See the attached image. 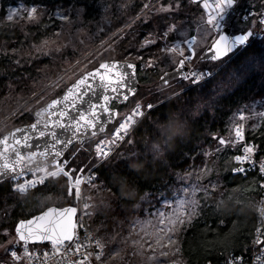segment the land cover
<instances>
[{
  "label": "trees",
  "instance_id": "1",
  "mask_svg": "<svg viewBox=\"0 0 264 264\" xmlns=\"http://www.w3.org/2000/svg\"><path fill=\"white\" fill-rule=\"evenodd\" d=\"M13 9V19L8 20ZM31 9H35L32 18L28 15ZM235 12L238 19L231 26L233 34L251 27L253 21L260 26L264 0H239ZM202 17L199 4L190 0H179V7L176 0H0V121L47 84L56 87L58 81L94 59L98 52L101 59L90 70L100 62L134 64L140 88L131 100L154 105L130 137L91 171L93 182L86 186L87 204H94L86 218L87 228L105 245L106 254L117 250L121 256L114 260L109 259L111 253L106 255L105 260L111 264L138 263L127 247L140 235H135V226L156 222L162 205H174L183 190L195 201L190 207L186 203L183 220L175 229L178 252L185 264H226L234 257L246 259L251 252L262 194L256 165L264 159V34L221 60L227 61L223 66L221 61L203 63L216 71L204 82L192 86L175 80L170 83L172 88L160 87V77L173 67H165L159 52L184 41L168 28H177L185 21L191 37ZM70 26L72 31L87 30V36L91 33L85 46L62 43L58 52H41L45 42L57 43L58 36ZM150 36L154 37L146 41L153 44H143ZM100 44L104 45L85 58ZM107 47L115 50L114 55L107 53L111 52ZM151 60L155 64H150ZM131 100L111 107L121 115L129 111ZM24 110L9 120L28 123L33 118L27 114L29 118L24 120ZM238 114L245 117L243 140L256 149L252 154L255 164H244L243 174L233 171L240 165L234 157L244 153L241 145L235 144L233 133L239 125ZM119 119L107 127L106 133ZM220 139L226 143L221 144ZM154 145L158 152L152 151ZM76 147L65 155L69 157ZM133 153L136 163L129 167L127 161ZM11 186L10 180L0 182V243L9 238L1 232L5 228L15 239L14 226L32 216L25 213L33 207L36 196L41 201L66 191L62 180L47 181L35 192L37 195L28 193L18 199ZM150 231L143 235L155 234L156 229Z\"/></svg>",
  "mask_w": 264,
  "mask_h": 264
},
{
  "label": "rangeland",
  "instance_id": "2",
  "mask_svg": "<svg viewBox=\"0 0 264 264\" xmlns=\"http://www.w3.org/2000/svg\"><path fill=\"white\" fill-rule=\"evenodd\" d=\"M217 2H218V0H205L201 3H199V7L203 11V17L199 19L200 21L198 23H196L195 27H194V32H195L194 37L196 39L194 41H191V47H192V50L195 54L191 55L190 60H186L189 63L190 71L192 72V74L193 73H199V74H202V76H203V75H205L206 71H209L210 75H212L213 72H216L214 70H210L209 68H207L209 66L206 64H203L205 62H199V58L202 56L204 51H206L210 47V45L213 43V40L217 38L216 32L218 30L213 28L211 25H209L207 23L209 15H214L216 12L215 5ZM238 2H239V0H236V3L233 5V7L227 11L225 18L222 21V28L219 31H221L223 28L229 27L231 30V33H232L233 28L231 26H233L234 22L237 21V19H238L237 13L235 12V7L238 6ZM207 5L210 6V9L207 8ZM168 9H169V7L163 8L162 11L166 12ZM159 10L160 9H158V11ZM30 11H32V9ZM14 14H15V10L13 9L9 13L8 20H12L13 19L12 16ZM9 17H12V18L9 19ZM30 18H32V15L30 16ZM231 20H233V21H231ZM235 26H237V25H235ZM251 27L254 29L260 28V26L255 25V23H253L251 25ZM72 28L73 27H71V26L66 28V30L64 32H62L61 35H59V33L56 34L57 36L59 35L58 39H57V41H58L57 43L52 42L49 44V43L45 42L44 43L45 45L42 47L41 52L43 54H46V55L50 54L53 51L58 52L62 43L64 46L67 45L68 43H71V42L80 43V44H78L79 47L85 46L86 45L85 40L87 39V37L90 36L91 33L90 34L88 33V36H87L86 35L87 30L75 32V31H72ZM123 28H125V27H123ZM123 28H121L120 30L115 32L114 36L117 35L121 30H123ZM171 33H175L177 35V39H182L184 41L189 40V38H190V37H188L189 30L186 27L185 21L182 22V24L179 27H177V28L175 27V30L171 31ZM235 34H237V33H235ZM262 34H264V32L257 31L251 37V39H253V37H255L257 35H258V37H261ZM231 35H233V33ZM151 37L153 38L154 36H150L147 39H144L142 43L146 44L145 43L146 40H149ZM191 37H193V36H191ZM251 39H250V41H251ZM184 41L181 42L179 40L176 43H174V45L183 47L184 52H185V56H187V55H190L189 44L184 43ZM150 44H153V43H150ZM70 45H73V44H70ZM103 45L104 44H100L99 46L94 48L93 51H91L89 54H87L85 56V58L87 56H89L90 54H92L93 52H96L97 50H99ZM171 47H173V46H169V48H171ZM107 49L109 51H111V52H107L109 55H114L113 53L115 50L112 51L111 47H107ZM167 49H163L162 52L161 51L159 52L160 53L159 59L162 63L165 64V67L170 68V66H172L174 69L177 67L179 60L183 59V57H180L176 53L168 52ZM237 55H238V53L235 54V56H237ZM134 57H137V56L134 55ZM132 58L127 57V59H132ZM231 58L232 57H230V59ZM100 59H101V52H98V53H96L94 59H92L91 61H89L87 63L80 65L78 68L73 70L70 74H68L61 81H58V79H57L58 82L56 84V87H54V86L51 87L52 83L47 84V87H44L42 90L39 91V93H37L36 95L35 94L32 95L25 103H23L22 105L17 107L13 112L6 114L3 117V119H1V121H0V125L5 123L3 125V127L0 128V137L4 134L8 133L11 130L31 125L34 122V119L28 120V123H26V124L24 123V121L23 122H17L15 120H9V119L12 116H14L15 114H18L23 109H25V110L23 111L22 115H26L25 117H23L24 120H27L30 115H31V118H33V114L36 111V109L43 107L44 106L43 104L45 102L48 103L50 101V99L58 96V93L61 90H63V88H65L67 85L72 84L74 81H76L81 74H84L86 72L91 71L92 69L90 70V67L93 64L98 63L100 61ZM227 60H229V59H227ZM186 61H185L184 65L187 68V62ZM226 62L221 61L220 65L223 66L226 64ZM199 63H201V64H199ZM150 64H155V62L151 60ZM160 71L163 73L164 70L162 69V67H160ZM61 77H62V75H61ZM180 81H182V80H180ZM182 82L186 83L185 81H182ZM168 86L172 88V86L170 84ZM164 88H166V87H164ZM130 100H128V101H130ZM137 102H139V104L142 106V109L144 112V115H143L142 119L140 120V122H141L142 120L145 119L146 113L149 111V109L146 107H143L145 105V103H143V101H139L137 99V100H131V102H129V104L131 103V106L130 105L128 106L129 111L132 110V108H134L136 106ZM6 111H7V108L4 109L2 114L6 113ZM128 112L123 113L121 115L118 113L117 119H119V117L120 118L123 117ZM27 114L29 116H27ZM238 117H239V121H238L239 125L238 126H240L241 131L243 133L245 117L240 116L239 114H238ZM132 128L129 130L128 134H123L121 131V132H119L118 136H117V133H118L117 130L119 129V127H117L116 129H112V131H110V133L107 132V133H104L100 136L93 138L92 142L89 144H83V145L77 146L74 149V151L70 154L69 157H67L65 155L64 159L60 160L59 163L61 165H63L66 170L69 171V176L71 177L72 193L69 194L68 189H69L70 181H69L68 177H65L62 173L57 175V176H54V177L53 176H47L48 177L47 181L62 180V182H64V186H66L65 194L63 193V194H61V196L60 195L46 196V198L42 199L41 201L36 200V199H38V197L36 196L35 197L36 199L32 204L33 207H30V209H28L26 211V213H25L26 216L27 215L33 216L34 214H37V213L41 212L42 210H44L45 208L50 207V206L62 208L60 206L62 204H65V203L70 204L71 206H74L75 204L76 205L81 204V205H84V208H86V209H88V207H93V205H94L93 203H91V204L88 203L87 206L85 205L86 199H85L84 194L86 192L88 194L89 189H87L88 187L86 188V186H90V184L93 182V180H91V179H93V175H92L91 171L96 169L97 166L101 165V163H100L101 161L99 159L102 158L103 156H100V157L97 156V146L99 145L100 151H102V152L107 151L110 155L112 153V151L115 150L113 148L114 146L118 147L119 144L121 143V141L125 137H126L125 139H128V137H130V135L132 134V132L135 129L134 128L132 130ZM236 128L237 127H235L233 130L234 134L236 132ZM235 138H237L236 135H235ZM90 144H92V145L90 146ZM235 144L241 145V149L243 148V150L246 146V142L243 139H239V138L236 139ZM89 147H91L90 148L91 151L89 150ZM82 152H84L85 154L84 155L78 154V153H82ZM244 154L245 153H243L242 155H244ZM252 154L250 155V158L248 160H245L243 162H238V163L242 164V165H244L246 163H250L251 165H254L255 161L253 160ZM105 158H107V157H104V159ZM87 159H89V160L86 163ZM262 163H264V159L260 163H258L256 166L261 167ZM54 168L55 167H51L49 170L53 171ZM33 173H35V172H33ZM77 177L80 179L79 195L78 196L76 195V191H75L76 188L74 186V185H76L75 180ZM45 184L46 183H43L42 185H38V186L34 185L31 188H33L35 191H32V192L29 191L28 193H30V195H32V196L37 195L35 192H38L37 190L40 191L41 189H38V188H40L41 186H43ZM12 188H13V185H12ZM25 195H27V193L26 194H18V196H19L18 199H22L23 196H25ZM181 195H183V196L182 197L180 196V197L175 199L174 205H172L169 202H165L162 205L161 209L158 211V213L156 215V222H153L152 224H150V223H138L135 226V232H136L135 235L136 234H140V235L138 236V238L136 236L132 240V242H130L127 245V247L129 250V252H128L129 255H134L137 258L136 259L138 261L137 264H185L182 261L180 254L178 252L179 243H178V237H176V233H175L176 227L179 228L181 222L175 223V221L177 220V217H179L180 221H182L183 216L185 214L186 203L190 207V205H194L193 202H195V201L193 199L192 194L190 192H187V190H183ZM260 197H261V194H260L259 198ZM259 208H260V206H259ZM86 221H87V219H86ZM161 221H163V222H161ZM155 229H156L155 234L151 233L150 235H143V232H151L150 230L154 231ZM8 231H9V228H5V229L1 230V232L3 234H8L9 238L0 243V264H32L33 260H35L36 257L39 258V255L44 256V257L49 255L48 248L46 249L44 247H35V248L31 249V248L25 247L23 244H19V243L17 244V242H15V239L13 238L11 233H8ZM13 233H14V229H13ZM95 241L98 242L97 240H95ZM9 242H11V243H9ZM98 243H100L99 245H100V248L102 250L101 257L99 260V262L101 264H111L109 262V259L115 260V259H118L121 257L120 254H117V250H114L112 253L110 252L111 255L109 256L108 261L105 260L106 255H109L110 253L106 254L107 252H106L105 245L102 242H98ZM10 251H16L17 256L19 257V259H17L18 261H16L15 259H13L11 257ZM98 254L100 256V253H98Z\"/></svg>",
  "mask_w": 264,
  "mask_h": 264
},
{
  "label": "snow or ice",
  "instance_id": "3",
  "mask_svg": "<svg viewBox=\"0 0 264 264\" xmlns=\"http://www.w3.org/2000/svg\"><path fill=\"white\" fill-rule=\"evenodd\" d=\"M193 2H195V0H193ZM236 3V0H218V2L215 5V9L216 12L214 15H209L207 23L209 25H211L213 28L217 29L218 31L216 32V36L217 38L213 40V43L210 45L209 47V51L212 52L213 54L211 55V60L212 61H219L221 60L222 57H225L228 53L232 52L233 49L237 48V46H243L245 45L246 42L249 41V38L252 37L257 31H261L264 32V18L259 19L258 24L260 25L259 29H254L252 27H247L246 30H241L239 34H233V35H226L223 31H219L222 28V21L225 18V15L227 14V11L229 9H231L233 7V5ZM206 6V5H205ZM147 7V6H145ZM176 7H179V0H176ZM35 12V9H33L32 11H30L28 13L29 16L32 15V13ZM262 17H264V14H261ZM12 17H9V19H11ZM251 18V14H249L248 16H245V21L247 22L249 19ZM253 23H256V21H253ZM175 30V26H170L168 28V32L174 31ZM165 35H167V32L165 33ZM196 38L190 37L189 40L184 41V43L189 44V52L190 55L185 56V52L183 47L177 46V45H173V47L168 48L167 51L168 52H172V53H176L177 55H179L180 57H183V59L179 60V65L183 66L185 64L186 60H190L191 59V55L195 54L192 50L191 47V41H194ZM153 41H146V43H151ZM117 65L115 63H108V62H103L99 64V68H97L96 70L92 71V72H86L84 74L81 75V77L79 79H77L75 81L74 84L71 85L70 88H68V90L65 92L63 99L65 101H68L70 97H72L75 93H78L80 91H87L90 90L92 85L89 84V78H98L99 81L101 82V87L104 89L105 92H108L109 89L112 92H118L121 89H125L126 91L123 93V98L125 100L128 99L129 95H133L135 92V88L132 84V80L134 77V72L133 73H129L126 71H120V72H116ZM127 69H134V65L132 64H127L126 65ZM103 70V71H101ZM184 79H188L190 80V83H196L198 81H200L202 79V74L199 73H193L191 76V79L189 78V76L187 74H185L183 76ZM162 83H164L165 85H167L168 81L167 79H162ZM102 99L107 102L109 100V96L108 95H103ZM58 101L57 100H52L51 103L47 106L49 109H52L54 105H57ZM92 109L91 114L89 115L86 112H81L79 114V120H72V124L75 126L76 131L79 132L81 127H95L94 121L96 119V105H91L90 106ZM143 107L148 108L149 110L154 108V105L149 103L147 105H144ZM103 110L105 112H109L110 109L107 106H103ZM51 115H55V111L53 110L51 113ZM40 113H37V116H39ZM59 115L61 117H64L66 115V113L61 110V112L59 113ZM133 115L135 116H140L142 115V106L139 104V102H137L136 107L133 109ZM132 120V116H128L126 118V122L125 123H121L119 126V129L117 130L118 132L120 130H126L129 126V123H131ZM82 122V123H81ZM54 123L56 124H60V121H54ZM63 126V125H61ZM32 128H35L36 125L33 124L31 126ZM17 132H20V129L16 130ZM41 136L44 135L43 132L39 133ZM12 135V134H9ZM235 135L237 138L239 139H243V133L241 131L240 126H237L236 128V132ZM27 140V134L25 133V141ZM14 142L16 144H20L21 141L19 139H15ZM69 143H71V141H68ZM56 143H61L60 140H56ZM129 143H131V141H129ZM220 143L221 144H225L226 141L223 139H220ZM0 144L4 145L5 148H8V137L5 136L2 139H0ZM25 146L26 143H25ZM147 147V145H146ZM53 150L55 153V156H60L61 152L56 151L54 146H53ZM255 146L254 145H246L244 148V155H237L234 157V159L237 162H243L245 160H248L250 158V155L255 151ZM153 152H158V147L157 146H153L152 148ZM48 153L47 151L45 152H41L40 156H46ZM37 156L36 152H29L27 154V156H24L20 153V151H16V161L14 164H9V163H5L3 165V170H7V171H12L15 172L16 167L21 165V162L24 160H27L28 163H32V159L35 158ZM97 156H103V157H108L109 153L107 151H100L99 149V145L97 146ZM135 156L136 154L133 153L132 154V158L128 159V165L129 167H131V165H133L134 163H136L135 160ZM54 159V157H53ZM37 170L44 172L45 168L41 167V166H37ZM233 171H237V172H243L245 171L244 168H233ZM260 171L262 173H264V163L261 164L260 167ZM63 174L65 177L69 178V194L72 193V186H71V177L69 176V171L66 170L64 168L63 165H61L60 163H57L54 170L51 172H48L47 175L48 176H57L59 174ZM43 177H39L33 181H26L23 184H17L16 185V190L19 191L20 193H24L27 191L28 187L32 186L35 183H43ZM75 184H76V195H79V184H80V179L77 177L75 180ZM195 203V202H193ZM194 210V209H193ZM54 210L52 208H49L47 210V212L42 213L41 216L39 217H33L31 220H22L19 222V224L16 225V237L19 239V241H23L25 244H27V242L29 240H34V241H38V240H49L52 242L54 248L57 249V251L59 250V246L62 243V241L64 240H72V233L68 231V228L65 227L63 229H61L59 232H57L56 229H53L50 227L49 225H45L44 221L45 218L49 216L50 213H52ZM58 211H60L62 214H64L65 216H70L72 213H75L76 209L75 208H66V209H59ZM35 221H39V223L36 224L35 229L32 227L33 223ZM163 222V221H161ZM182 221H180L179 217H177V220L175 221V223H180ZM26 226V227H25ZM69 226H70V221H69ZM257 232H260V229H257ZM147 234V233H146ZM262 237H264V234H262V236H258L256 238V240L254 241L255 244H261L262 243ZM11 243V242H9ZM80 247L79 244H77V249ZM97 247H100L99 243L97 242ZM262 251H264V249H262ZM11 256L13 259H19V257L17 256V253L15 251H13L11 253ZM97 259L100 258L99 254H97ZM85 259H87V256L85 257ZM75 264V262H74ZM226 264H243V260L241 257H234L232 260H229L226 262Z\"/></svg>",
  "mask_w": 264,
  "mask_h": 264
},
{
  "label": "water",
  "instance_id": "4",
  "mask_svg": "<svg viewBox=\"0 0 264 264\" xmlns=\"http://www.w3.org/2000/svg\"><path fill=\"white\" fill-rule=\"evenodd\" d=\"M190 1L193 4H199L205 0H195V2H193V0ZM221 31H223L226 35H231V30L229 27L223 28ZM242 47L243 46H237V48L233 49L232 52L228 53L225 57H222L221 60L233 54ZM212 54L213 53L210 52L208 48L199 58V62H218L211 60ZM108 63H115L117 65L115 69L116 72H120V71H126L129 73L134 72V77L133 80L131 81L135 88L134 94L129 95L128 99L125 100L123 98V93L126 91L125 89H121L118 92H112L109 89L108 92H105L104 89L101 87V82L99 81V79L98 78L93 79L90 77L88 81L89 84L92 85L90 90L80 91L78 93H75L72 97L69 98L68 101H65L63 99L64 94L68 90V88H70L71 85L75 83L74 81L63 91V93L59 97L52 99L58 101L57 105H54L52 109H49L47 107L52 100L46 103L43 107L36 109V111L33 114L34 122L31 125L17 128L21 130L20 132H17L16 131L17 129H14L0 137V139H2L5 136L8 137L7 149L5 148L4 145L0 144V182L5 180L18 179L22 176L31 174L37 171L38 165L41 167H48L58 163L61 159H63L66 152L73 145L75 144L81 145L85 141L91 140L97 136L104 134L106 132L107 127L115 123L118 113L116 109H112L111 107L112 104L116 103L120 105H125L128 102V100H130L136 94L140 86L137 80V68L134 64L130 62H119V61H109ZM127 64L134 65V69H127L126 67ZM97 68H99V65L95 69L89 72H92ZM185 72H186L185 65L180 66L178 63L176 68H174L172 71L164 73L160 77L158 85L160 87H167L171 82L175 80H181L185 75ZM162 79H167L168 81L167 85L162 83ZM103 95L109 96V100L107 102H105L102 99ZM91 105L97 106L96 119L94 121L95 127H86V126L81 127L80 131L77 132L75 126L72 124V120L75 119L78 121L79 114L82 111L90 115L92 112V109L90 107ZM103 106H107L110 109V111L105 112L103 110ZM53 110L56 113L55 115L50 114ZM61 110H63L66 113L64 117H61L59 115ZM38 112L40 113L39 116H37ZM54 121H60V124H56L54 123ZM33 124L36 125L35 128L31 127ZM40 132H43L44 135L41 136L39 134ZM25 133L27 134L26 141H25ZM15 139H19L21 143L16 144L14 142ZM57 139L60 140L61 143H56ZM69 140L71 141V143L68 142ZM25 143L27 146H25ZM53 146L56 151L61 152L60 156H55ZM16 151H20V153L24 156H27L29 152H36L37 156L32 159V163H28L27 160L22 161L21 165L16 167L15 172L3 170V165L5 163H9V164L15 163ZM45 151H47L48 154L46 156H40V153ZM49 208H52L54 211L50 213L48 217L45 218L44 221L45 225L50 224V227L56 229L57 232L67 227L68 231L71 232L73 236L76 211L75 213H72L70 216H65L60 211H58L59 209L75 208L72 206H66L63 208L50 206L45 208L41 212L31 216L30 218L24 220H31L33 217H39L42 215V213L47 212ZM20 221H18L16 225L19 224ZM69 221H70V226H69ZM37 223H39V221H35L33 223L32 227L34 229ZM16 225L14 227V236L19 241V239L16 237ZM70 241L71 240H64L62 241L61 244ZM27 243L34 245H42L52 242L49 240H38V241L29 240ZM69 264H74V262H70Z\"/></svg>",
  "mask_w": 264,
  "mask_h": 264
},
{
  "label": "built area",
  "instance_id": "5",
  "mask_svg": "<svg viewBox=\"0 0 264 264\" xmlns=\"http://www.w3.org/2000/svg\"><path fill=\"white\" fill-rule=\"evenodd\" d=\"M257 37H258V35L253 37V39H251L250 42L243 45V47L240 50L244 49L249 44H251L253 42V40H255ZM185 74H187L189 76V78L191 79L192 72L190 71V66H189L188 62H187V68H186ZM210 76H211L210 72L206 71L205 75L202 76V79L196 83H190V80L184 79V78H182V81H185L186 84L193 86V85H197V84L202 83L203 81H205ZM134 108H132V110H130L127 114H125L121 118V120L118 122V124L116 125V127L114 129L119 127L121 123H125L126 118L130 115L132 116V120H131V123H129L128 128L126 130H120L119 132L122 131L123 134H128L129 130L132 127H133L132 130H133L137 126V124L142 119L144 112L142 109V115L135 116V115H133V109ZM119 132L117 133V136H118ZM113 148L116 149L117 147L114 146ZM114 151H112V153L109 156H111ZM107 158H105V159H107ZM105 159H104V157H102L99 160L102 162ZM56 164H54L50 167H44L45 168L44 172L36 171L35 173H32L30 177L28 175V176L21 177L20 179H17V180H12L13 181V187H14L15 191L20 193L19 191L16 190L17 184H23L26 181H33L39 177H43V181L45 182L48 178L47 173L51 172L49 169L51 167H55ZM244 166L245 165L240 164V165H238V168H244L245 169ZM258 168H259V173L261 174V178H262L260 183H259L260 184L259 187H260L262 194H261V197L259 198V203H258V209H257V225L258 226L254 231V241L256 240V238L258 236H262V234H264V173H262L260 171V167H258ZM235 172H237V171H235ZM244 172L245 171L237 172V173L243 174ZM43 183L33 184L32 186L28 187L27 191L24 193H27L29 190L33 189L31 187H33L34 185L38 186V185H42ZM74 186H75V188L77 187L76 185H74ZM85 202H86L85 205L87 206V201L85 200ZM259 206H260V208H259ZM90 208L91 207H88V209H86V208H84V205H81V204L76 205L77 211H76L74 232H73L72 240L70 242H66V243L61 244L59 246L58 251L56 248H54L52 243H46V244H42V245H34V244H28V243L25 244L24 242H19V244H23L25 247H28L31 249L35 248V247H44L46 249L48 248L49 255H47L45 257L39 255V258L36 257V259L33 260L32 264H69L70 262H75L78 264H101L99 262L100 258L97 259L96 257H97L98 253H100V257H101L102 250L100 247H97V242L92 238L90 232L88 231L87 224H86V218L91 214ZM257 229H260L259 233L257 232ZM254 241L252 244L251 252L248 255V258L242 259L243 264H264V251H262V249H264V237H262V243L261 244H255ZM77 244L80 245V247L78 249H77ZM12 252L13 251H10V254ZM86 256H87V259H85ZM15 260L18 261L17 259H15Z\"/></svg>",
  "mask_w": 264,
  "mask_h": 264
},
{
  "label": "flooded vegetation",
  "instance_id": "6",
  "mask_svg": "<svg viewBox=\"0 0 264 264\" xmlns=\"http://www.w3.org/2000/svg\"><path fill=\"white\" fill-rule=\"evenodd\" d=\"M117 113H118V111H117ZM116 121H117V119H116ZM116 121H115V122H116ZM119 121H120V119L118 120V122H119ZM118 122L116 123V125L118 124ZM116 125L114 126V128L116 127ZM114 128H113V129H114ZM106 130H107V129H106ZM111 131H112V130H111ZM105 133H106V132H105ZM109 133H110V132H109ZM91 140H92V139H91ZM88 141H89V140H88ZM85 142H86V141H85ZM83 143H84V142H83ZM83 143H82L81 145H83ZM75 145H77V144H75ZM73 146H74V145H73ZM73 146H72V147H73ZM77 146H80V145H77ZM72 147H71V148H72ZM71 148H70V149H71ZM66 153H67V152H66ZM63 159H64V158H63ZM63 159H62V160H63ZM31 174H32V173H31ZM31 174H28L29 177L31 176ZM28 175H25V176H28ZM22 177H24V176H22ZM20 178H21V177H20ZM20 178H18V179H20ZM15 180H17V179H15ZM46 182H47V181H45L44 183H46ZM12 185H13V184H12ZM11 189H12V191H13L14 193H17V192L15 191L14 187L12 188V186H11ZM29 191H34V189L29 190ZM29 191H28V192H29ZM28 192H27V193H28ZM69 206H71V205H69ZM72 207H75V208H76V205H74V206H72ZM62 208H63V207H62ZM76 211H77V210H76ZM15 239H16V238H15ZM16 242L19 243L20 241H18V240L16 239Z\"/></svg>",
  "mask_w": 264,
  "mask_h": 264
},
{
  "label": "clouds",
  "instance_id": "7",
  "mask_svg": "<svg viewBox=\"0 0 264 264\" xmlns=\"http://www.w3.org/2000/svg\"><path fill=\"white\" fill-rule=\"evenodd\" d=\"M239 50V49H238ZM235 53V52H234ZM182 80V79H181ZM122 118V117H121ZM121 118H120V120H121ZM65 156V155H64ZM64 158V157H63ZM62 160V159H61ZM48 167H50V166H48ZM38 171V170H37ZM36 172V171H35ZM12 180H15V179H11L10 181L12 182V184H13V181ZM47 181V180H46ZM18 193V192H17ZM18 194H21V193H18ZM22 194H26V193H22ZM28 194V193H27Z\"/></svg>",
  "mask_w": 264,
  "mask_h": 264
},
{
  "label": "bare ground",
  "instance_id": "8",
  "mask_svg": "<svg viewBox=\"0 0 264 264\" xmlns=\"http://www.w3.org/2000/svg\"><path fill=\"white\" fill-rule=\"evenodd\" d=\"M207 8H208V9H210V6H209V5H207ZM250 39H251V37L249 38V41H250ZM249 41H248V42H249ZM248 42H247V43H248ZM53 177H54V176H53Z\"/></svg>",
  "mask_w": 264,
  "mask_h": 264
}]
</instances>
